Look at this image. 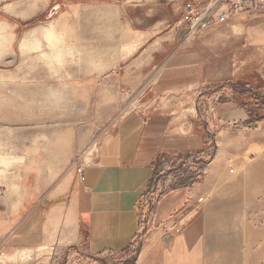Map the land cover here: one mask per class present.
<instances>
[{
  "label": "crops",
  "instance_id": "1",
  "mask_svg": "<svg viewBox=\"0 0 264 264\" xmlns=\"http://www.w3.org/2000/svg\"><path fill=\"white\" fill-rule=\"evenodd\" d=\"M208 35L224 36L227 46V59L221 50L212 73L205 60L189 57L153 73L154 59H141L150 69L134 76L149 83L142 91L149 100L95 136L79 167L83 181L72 166L42 174L32 158L0 168L5 262L122 264L142 243L134 264H264V119L249 116L250 108L258 111L250 97L225 91L222 99L226 86L239 85L264 99V10ZM221 65L227 75L217 74ZM210 134L214 151L203 172L190 188L155 200L142 231L140 208L154 198L156 160L211 154Z\"/></svg>",
  "mask_w": 264,
  "mask_h": 264
},
{
  "label": "rangeland",
  "instance_id": "2",
  "mask_svg": "<svg viewBox=\"0 0 264 264\" xmlns=\"http://www.w3.org/2000/svg\"><path fill=\"white\" fill-rule=\"evenodd\" d=\"M185 1L0 0V168L20 157L38 161L42 174L77 171L95 136L148 102L149 83L134 76L150 69L141 59H154L153 73L183 57L205 60L212 73L221 50L227 59L224 36L210 30L184 41L175 27ZM218 68L227 75L228 66ZM225 88L222 99L234 92ZM170 165L154 178L147 206L174 188Z\"/></svg>",
  "mask_w": 264,
  "mask_h": 264
},
{
  "label": "trees",
  "instance_id": "3",
  "mask_svg": "<svg viewBox=\"0 0 264 264\" xmlns=\"http://www.w3.org/2000/svg\"><path fill=\"white\" fill-rule=\"evenodd\" d=\"M239 86H232L234 95H236L237 97L246 96L247 100L249 99V97L252 100H256L254 104L257 106L258 111H254L253 109L250 108V110H248L249 116L252 117L253 120L264 119V99L260 97V94L255 89L247 88L246 90L241 91L240 89L235 88ZM218 88L221 87L216 86L209 88L206 95L211 94V92H215ZM260 110L263 111L262 114L260 113ZM202 118L205 121L207 120L203 114H202ZM208 144L211 145L210 146L211 154L208 155H196V154L164 155L158 158L154 164V172H155L154 178L156 177L157 174H159L162 171L165 165L171 164L169 166L171 171L168 174L173 175V178H175L176 184L173 189L190 188L197 180L198 176L203 172L204 168L208 163V158H210L213 154L214 151L213 134H210V136L208 137ZM153 180L151 183V187L153 186ZM153 205L154 204L151 205L149 204V206H147L144 204L140 208V226H141V230L144 232L148 231L147 226L150 223L149 220L151 219ZM141 246L142 243H139V245L136 247L135 245H133V247L129 251L133 255L130 257L128 261L126 260L122 264H134L135 256L139 251V249L141 248ZM61 264H66L65 259L62 261ZM110 264H115V263L111 262Z\"/></svg>",
  "mask_w": 264,
  "mask_h": 264
},
{
  "label": "built area",
  "instance_id": "4",
  "mask_svg": "<svg viewBox=\"0 0 264 264\" xmlns=\"http://www.w3.org/2000/svg\"><path fill=\"white\" fill-rule=\"evenodd\" d=\"M264 10V0H190L184 5L176 31L183 35L184 41L190 42L200 34L228 24L235 18ZM84 180L83 169L77 170ZM5 192L0 190V202Z\"/></svg>",
  "mask_w": 264,
  "mask_h": 264
}]
</instances>
